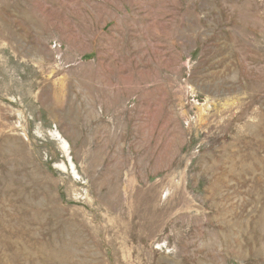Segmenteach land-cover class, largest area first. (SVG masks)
Listing matches in <instances>:
<instances>
[{
  "label": "rangeland",
  "instance_id": "obj_1",
  "mask_svg": "<svg viewBox=\"0 0 264 264\" xmlns=\"http://www.w3.org/2000/svg\"><path fill=\"white\" fill-rule=\"evenodd\" d=\"M0 264H264V0H0Z\"/></svg>",
  "mask_w": 264,
  "mask_h": 264
},
{
  "label": "bare ground",
  "instance_id": "obj_2",
  "mask_svg": "<svg viewBox=\"0 0 264 264\" xmlns=\"http://www.w3.org/2000/svg\"><path fill=\"white\" fill-rule=\"evenodd\" d=\"M148 235H150V234H148ZM44 248V247H43Z\"/></svg>",
  "mask_w": 264,
  "mask_h": 264
}]
</instances>
